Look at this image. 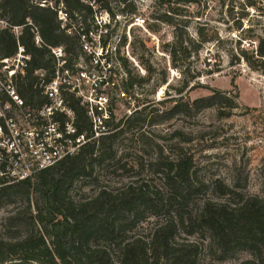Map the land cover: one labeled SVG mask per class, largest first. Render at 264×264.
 I'll return each mask as SVG.
<instances>
[{
    "label": "trees",
    "instance_id": "obj_1",
    "mask_svg": "<svg viewBox=\"0 0 264 264\" xmlns=\"http://www.w3.org/2000/svg\"><path fill=\"white\" fill-rule=\"evenodd\" d=\"M34 1L0 0L2 19L14 26L29 18L38 27L44 42L41 47L36 46L28 28H24L19 38L31 60L25 76L16 80L15 86L28 102L38 95L34 72L51 66L49 46H63L70 54V61L84 55L78 37L69 36L60 29L55 12ZM63 1L70 16H79V22L87 26L93 12L91 6L82 0ZM93 1L112 16L134 13L136 8L135 0ZM157 1L167 5L173 2ZM249 1L248 6L254 7L255 1ZM166 13L158 19L170 21V14ZM125 39L122 36L116 47L122 66L125 58L119 56L118 46L124 44ZM16 45L11 31L0 29V57L13 55ZM255 52L259 58H264L263 45L257 46ZM170 54L172 66L177 69L175 52ZM85 61H88L86 56ZM145 81L140 77L135 81L122 80L120 84L128 92ZM188 84L186 82L176 90L177 97L168 95L167 101L172 102L169 109L153 108L147 112L142 107L124 119L114 121L113 117L110 134L38 172L33 178L13 183H5L0 178V203L10 195L23 197V206L5 218L9 228L16 232L0 239V264H197L200 246L181 238L182 233L207 235L211 255L218 261L238 251H247L252 258L239 264H264V199L240 192L246 176L238 167L230 185L212 184L211 194L218 192L219 197L205 196L206 185L194 176L193 156L177 143L172 145L173 157L164 155L161 149L158 151L155 171L161 180L160 186L129 182L116 190L99 189L88 199L75 201L69 196L74 181L91 174L92 161L97 157L96 146L107 149L110 147L107 143L113 142L121 133L132 128L140 131L144 123L152 126L176 115L191 116L209 107H219L220 117L229 115L221 109L225 93L213 88L208 95L183 99L180 94ZM69 104L75 111L78 128H87L88 118L80 101L70 96ZM139 133L144 135L143 131ZM173 133L178 135L177 131ZM149 217L158 220L146 238L125 237L128 229ZM21 227L26 230L18 233ZM110 245L117 252L115 261L108 249Z\"/></svg>",
    "mask_w": 264,
    "mask_h": 264
},
{
    "label": "rangeland",
    "instance_id": "obj_2",
    "mask_svg": "<svg viewBox=\"0 0 264 264\" xmlns=\"http://www.w3.org/2000/svg\"><path fill=\"white\" fill-rule=\"evenodd\" d=\"M172 1L168 5L157 0L138 1L134 13L145 18V28L127 30L120 24L115 30L118 37L126 38L118 46L125 66L118 54L109 56V68L116 73L113 81L121 87L120 68L126 74L123 80L142 77L146 81L127 92L130 99L113 100L114 121L142 107L147 112L169 109L172 102L167 101L168 95L177 97L176 90L186 82L189 84L180 94L183 99L192 100L219 89L226 95L221 109L229 115L220 117L219 107H209L152 126L144 123L140 130L144 135L132 128L107 143V149L96 146L91 174L79 177L70 188L69 196L75 201L91 198L99 189L116 190L129 182L160 186L155 159L160 149L173 157L175 143L193 156L194 176L206 185L205 196L219 197L218 192L211 194L212 184L230 185L238 167L246 176L240 192L264 199V58L255 52L257 46L264 47V0H254V7L248 6L249 0ZM165 12L170 14V21L158 19ZM115 46L113 41L109 49ZM171 52H175L177 69L172 66ZM110 96L115 99V92ZM21 206V195H10L0 203V239L16 232L5 218ZM157 220L149 217L128 229L125 237L146 238ZM25 230L21 227L17 232ZM205 236H180L199 244L197 264H239L252 258L247 251H238L218 261L211 255ZM108 249L115 261L113 245Z\"/></svg>",
    "mask_w": 264,
    "mask_h": 264
},
{
    "label": "built area",
    "instance_id": "obj_3",
    "mask_svg": "<svg viewBox=\"0 0 264 264\" xmlns=\"http://www.w3.org/2000/svg\"><path fill=\"white\" fill-rule=\"evenodd\" d=\"M92 8L87 26L72 18L63 0H36L39 6L55 12L59 27L67 35H76L83 56L70 61L63 46H49L51 66L38 69L34 87L38 95L28 102L18 92L15 82L22 79L30 65L31 55L20 43L24 28L32 34L34 44L44 45L38 27L26 18L21 25H9L0 17V29L8 28L16 39V50L9 57H0V178L5 183L31 179L38 172L60 160L77 154L84 146L98 141L113 131V100L130 99L127 92L112 79L109 56L116 54L122 37L115 30L122 24L145 28L141 14L112 16L93 0H82ZM138 1L135 0L137 4ZM114 30V31H112ZM114 35V36H113ZM85 56L88 61H85ZM121 80L126 75L120 68ZM115 92V99L111 94ZM80 101L88 118L85 129L78 128L69 97Z\"/></svg>",
    "mask_w": 264,
    "mask_h": 264
}]
</instances>
